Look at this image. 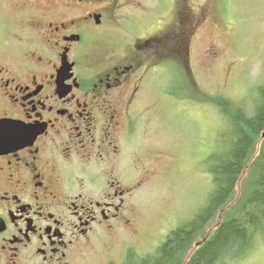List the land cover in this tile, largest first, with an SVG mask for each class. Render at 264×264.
<instances>
[{
	"label": "flooded vegetation",
	"instance_id": "flooded-vegetation-1",
	"mask_svg": "<svg viewBox=\"0 0 264 264\" xmlns=\"http://www.w3.org/2000/svg\"><path fill=\"white\" fill-rule=\"evenodd\" d=\"M32 1L13 0L25 11L24 38L5 33L15 20L0 5V264H66L74 242L130 202L116 180L132 168L124 147L139 109L128 105L151 70L179 62L180 21L172 37L160 25L133 39L126 59H108L96 43L117 0H44L61 12L25 18ZM197 14L192 29L204 21Z\"/></svg>",
	"mask_w": 264,
	"mask_h": 264
},
{
	"label": "rangeland",
	"instance_id": "rangeland-1",
	"mask_svg": "<svg viewBox=\"0 0 264 264\" xmlns=\"http://www.w3.org/2000/svg\"><path fill=\"white\" fill-rule=\"evenodd\" d=\"M117 1L109 11L105 38L96 43V53L126 59L133 39L147 37L160 25L172 37V24L179 14L181 64L163 67L159 74L151 70L140 93L132 97L128 106L137 103L139 111L130 123L133 142H125L124 147V152L130 149L132 168L124 176L127 182L120 176L116 179L131 189L130 202L116 219L97 225L96 234L74 242L66 264H126L129 255L154 254L172 230L190 221L209 202V156L226 147L230 131L228 120L209 98L229 100L251 112L264 88V0ZM0 5L15 20L5 33L13 39L24 38L23 32L29 34L22 21L25 11L13 0H0ZM28 6L32 11L25 18L38 12L44 17L61 12L52 13L44 0ZM203 11L204 21L192 29L191 17ZM44 20L35 21L39 32L47 27ZM126 96L130 98L131 92ZM263 140L262 135L232 199L204 228L184 264L242 197L249 167ZM258 242L247 256L229 264H264V241Z\"/></svg>",
	"mask_w": 264,
	"mask_h": 264
},
{
	"label": "trees",
	"instance_id": "trees-1",
	"mask_svg": "<svg viewBox=\"0 0 264 264\" xmlns=\"http://www.w3.org/2000/svg\"><path fill=\"white\" fill-rule=\"evenodd\" d=\"M263 86V85H262ZM228 120L227 145L209 156L212 189L209 202L190 221L172 230L154 254L128 256L126 264H184L204 228L229 203L241 177L255 156L258 139L264 134V88L256 107L248 112L232 101L211 97ZM243 195L225 220L193 251L186 264H229L247 256L258 241H264V140L252 163ZM136 263H132V261Z\"/></svg>",
	"mask_w": 264,
	"mask_h": 264
},
{
	"label": "water",
	"instance_id": "water-1",
	"mask_svg": "<svg viewBox=\"0 0 264 264\" xmlns=\"http://www.w3.org/2000/svg\"><path fill=\"white\" fill-rule=\"evenodd\" d=\"M23 140V139H22Z\"/></svg>",
	"mask_w": 264,
	"mask_h": 264
}]
</instances>
